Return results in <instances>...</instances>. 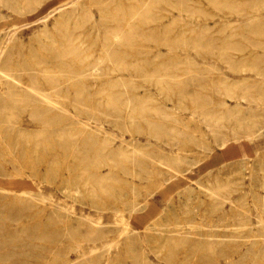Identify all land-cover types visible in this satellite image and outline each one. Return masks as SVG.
Returning <instances> with one entry per match:
<instances>
[{"label": "rangeland", "instance_id": "1", "mask_svg": "<svg viewBox=\"0 0 264 264\" xmlns=\"http://www.w3.org/2000/svg\"><path fill=\"white\" fill-rule=\"evenodd\" d=\"M73 1L0 2V44L4 47L0 70H7V65L21 67L41 62L53 70L55 75L65 74L79 62L71 54L64 56L60 50L63 48L64 32L72 34H67L71 45L73 40L79 37L81 41L75 40V43H79L80 50L89 52L91 60L95 59L94 55L101 52V43L107 39L104 34L107 25L103 23V18L108 17L117 5L127 12L128 5L135 0H75L77 3ZM145 1L146 8L150 6L158 16L155 20L160 21L158 24L161 23L157 28L147 27L145 31H152L158 38L153 41L148 38L141 40V37L137 36V42H144L141 47L144 46V50L149 52L125 58L128 62L140 63L142 69H132L123 74L117 71L114 74L108 73L99 69L98 73L89 79L92 83L89 82L86 89L69 87L55 96L58 100V103H55L56 112L50 111L40 117L37 114L36 121L34 117H29L32 107L13 108L15 113L11 110L15 117L11 116L10 121L22 124L32 134H37L41 124L45 125L41 121L47 120V137L64 134L66 141L82 142L84 136H91V140L97 142H88L87 147L83 148L89 150L93 157L95 149L103 148L104 141H107L104 144L107 145L104 152L109 149L110 157L109 164L101 168L102 174L107 178L104 190L94 185L93 188L90 184L89 188L83 189L81 186L80 191H73L68 195L58 191L56 183L38 178L31 185H34L33 188L38 192L52 195L48 202L39 199H25L19 202L16 199L17 193L13 194L14 198L6 200L7 197L1 196V193L0 264H36L38 261L43 264H57L65 258L66 264H264V0H231V3L230 0ZM98 2L103 5L99 6ZM63 4L64 11L60 9ZM120 15L122 16V11ZM66 22L69 25H66ZM77 25L78 28H75ZM67 26L68 29L65 30ZM85 30L89 31V35ZM108 30L107 33L111 35ZM140 30L141 28L137 30L138 33ZM82 38L86 41H82ZM119 39L117 37V42ZM172 39H175L177 44ZM178 39L185 40H179L182 43L178 44ZM197 44L202 50L196 48ZM64 57L66 58L63 59ZM95 78H99L101 82ZM3 81L1 78L0 123L7 121L6 115L10 113V110H3L5 105H15L13 100H8L10 96ZM101 89H104L105 93L102 94ZM111 94L114 99H120L119 103L123 107L121 115L113 109L115 102L111 103ZM242 96H246L245 99ZM17 104L22 105L20 102ZM155 109L159 111L158 114ZM90 112L95 113V116ZM99 114L101 116H98ZM249 133L251 136L247 138ZM223 140H226L224 145ZM117 152L120 155H117ZM93 157L87 161L91 162ZM66 173L69 175L68 171ZM8 183V176L0 174V189L7 187ZM132 189L137 192L132 194ZM215 190L219 195L212 194ZM28 196L27 194L26 197ZM135 198L137 209L125 210L122 219H115L113 208L123 207V202ZM218 201L223 203L219 204ZM103 206L106 208L101 210ZM52 208L64 215L63 221H58V216L53 213ZM91 220H95L94 224L105 231L112 230L108 234L113 235L114 242H109L111 239L107 237L108 243H103L106 241L104 239L95 242L85 240L83 249L76 246L69 231L77 229V232L84 236L88 230L86 223ZM30 222L35 223L32 225ZM174 225L181 230L168 231L173 229ZM48 232L53 234L51 239L46 235ZM208 241L209 244L213 242L211 246L206 244ZM210 247L212 251L208 250Z\"/></svg>", "mask_w": 264, "mask_h": 264}, {"label": "bare ground", "instance_id": "2", "mask_svg": "<svg viewBox=\"0 0 264 264\" xmlns=\"http://www.w3.org/2000/svg\"><path fill=\"white\" fill-rule=\"evenodd\" d=\"M118 1V0H117ZM211 1V0H210ZM216 1V0H215ZM219 1V0H217ZM216 1V2H217ZM229 1V0H226ZM247 1V0H246ZM0 2H4V0H0ZM75 2V0L73 1ZM79 2V1H78ZM83 2V1H81ZM123 2V1H122ZM146 2L145 0H135L134 3H131L129 6V9L127 10V12H125V9L122 10L120 6H116L113 10L110 11V13L108 14V17H104L103 18V23H106V33H104L106 35V41L102 44V48H101V52L98 55H94V57H96L95 59L91 60L90 58V54L89 52H85L84 50H80L79 47V43L76 44L75 42L79 40L78 39L74 41L73 45H71L70 41L68 42V36H72V34H69L68 32H62L61 34L63 35V42H62V46L63 48L60 50L62 51V53L67 55L71 54L76 60L77 65H74L73 67H70L68 69V71L63 74V75H55L54 73H52V71L49 69V67H46L45 65H42L41 62H33L32 65H26V66H21V67H13L11 65H7V70L6 69H2L0 70L2 72V74H0V79L2 78L3 84L6 85L7 87V91L9 93L10 98L8 100H13V106L10 105H5L6 107L3 108V110L5 111V109H7L8 111L10 110V113L7 114V121H3L0 123V174H5L8 176L9 179V183L7 187H4L3 189H0V194L2 193L1 196L7 197L6 200L8 199H12L13 194L17 193V200L19 202H23L25 199L26 200H32V199H39L43 202H46L47 200L51 199V196H47L44 192L41 191H36L33 186L31 184H33L34 180H49L50 182H54L57 184L58 186V191L60 192H64L66 194H71V192H77L80 191L79 188L82 186L83 189L84 187H88V185L92 184V186H97L100 189L105 188V175L102 174V170L101 168L104 165H108L109 164V157H110V153L108 152L109 149H107V152L105 153L104 150L105 148H107V145L105 146L104 144H106V142L104 141L103 143V148L101 147V149H95V157L91 156L89 153V150H86L83 148V146L87 147L88 142H97V140H91V136H84V139L82 140V142H78L77 140L74 141H66L63 138L64 134H59V136H55V137H47V135L45 134L46 132V123H48L49 121L47 120H43L41 121V123H45L41 124L40 126V130H38L37 134H32L29 133V131H27L22 124H18L16 121H10L11 116H13L12 111L14 110L13 108L16 107H22L23 109H26L27 107H32V110L30 112L29 117H36L37 118V114L40 116H45L48 112L50 111H55L56 112V105L55 103H58V100L55 96H57L58 94H60V92L64 91L66 88L68 89L69 87H78L80 89L83 88H87L89 86V82H91L89 79L96 75L98 73L97 70H105L108 73H113L114 72H118L123 74L125 71H131L133 69V71L140 69L141 64H137V63H133V62H128L126 61V57L127 56H137V55H142L144 53H147L149 51H145L144 50V46L141 47V45H144V42H137L136 37H141L140 39H150V40H157L158 35L154 34L152 31L148 32L145 31L147 29V27L149 28H157L156 26H158V22L160 21H156L155 19L158 17L155 12L153 11V9H150L149 7L146 8ZM196 2V1H195ZM225 2V1H224ZM231 3V0L229 1ZM69 3V2H67ZM77 3V2H75ZM97 3V2H96ZM111 3V2H110ZM148 3V2H147ZM214 3V1H213ZM212 3V4H213ZM220 3V2H218ZM251 3V2H250ZM25 4V3H24ZM189 4V3H188ZM217 4V3H214ZM223 4V3H222ZM234 4V3H233ZM241 4V3H239ZM71 5V4H70ZM72 5H74L72 3ZM98 5L102 6L103 4L101 2H98ZM153 5V4H152ZM192 5V4H191ZM79 6V4H78ZM148 6V5H147ZM210 6V5H209ZM221 4L219 5L220 8ZM223 6V5H222ZM226 6V5H225ZM235 6V5H234ZM64 7V4L60 7V9L62 10ZM114 7V6H113ZM118 7V9H116ZM125 7V6H124ZM127 7V6H126ZM233 7V6H232ZM146 8V9H145ZM177 8V7H176ZM217 7V9H219ZM231 8V7H230ZM227 8V9H230ZM244 8V7H243ZM247 8V7H246ZM264 8V7H263ZM76 9V8H75ZM103 8H101L102 10ZM221 9V8H220ZM224 9V8H223ZM226 9V8H225ZM224 9V10H225ZM232 9V8H231ZM238 9V8H235ZM178 10V9H177ZM201 10H203V8H201ZM64 11V9H63ZM122 11V16L120 15V12ZM73 12V11H72ZM208 12V11H207ZM231 12V11H230ZM76 14V12H74ZM73 13V14H74ZM107 13V12H106ZM104 13V15L106 14ZM180 13V12H179ZM223 13V12H222ZM236 13V12H234ZM71 13V15H73ZM240 15V14H239ZM238 15V16H239ZM181 16V15H180ZM73 17V16H72ZM80 17V16H79ZM169 17V16H168ZM203 17V16H202ZM215 17V16H214ZM69 18V17H68ZM105 18H107V20L105 21ZM190 18V17H189ZM60 19V18H59ZM71 19V18H70ZM75 19V16H74ZM87 19V18H85ZM173 19V18H172ZM161 20V18H160ZM165 20V19H164ZM163 20V21H164ZM213 20V19H212ZM256 20V19H255ZM61 21V19L59 20V22ZM65 21V20H64ZM67 21V20H66ZM71 20H69L70 22ZM207 21V20H206ZM72 22V21H71ZM86 22V21H85ZM97 22V21H96ZM255 22V21H254ZM88 23V22H87ZM99 23V22H97ZM101 23V21H100ZM99 23V24H100ZM164 23V22H162ZM256 23V22H255ZM62 24V23H61ZM73 24V23H72ZM78 24V23H77ZM91 24V23H89ZM66 25H69L66 22ZM85 25V24H83ZM82 25V27H84ZM88 25V24H87ZM97 25V24H96ZM104 25V24H102ZM104 25V26H105ZM62 26V25H61ZM64 26V25H63ZM62 26V27H63ZM80 26V25H79ZM90 26V25H89ZM94 26V25H93ZM101 26V25H100ZM161 26V25H160ZM173 26V25H172ZM192 26V25H190ZM86 27V26H85ZM181 27V26H180ZM71 28V27H70ZM73 28V26H72ZM71 28V29H72ZM78 28V25L77 27ZM80 28V27H79ZM91 28V27H90ZM101 28V27H99ZM110 28V29H109ZM141 28L140 33H138V29ZM174 28V27H173ZM188 28V27H187ZM252 31H254V27L252 26ZM54 29V28H53ZM68 29V26L65 28V30ZM70 29V30H71ZM94 29V28H93ZM96 29L98 30V28L96 27ZM95 29V30H96ZM104 29V28H103ZM104 29V30H105ZM111 31V35H109L107 33V30ZM175 29V28H174ZM197 29V28H196ZM205 29V28H204ZM234 29V28H233ZM245 29V28H244ZM55 30V29H54ZM60 30V29H59ZM69 30V31H70ZM77 30V29H76ZM79 30V29H78ZM83 30V29H81ZM87 30V29H86ZM85 30V31H86ZM96 30V31H97ZM101 30V29H99ZM108 30V31H109ZM183 30V28H182ZM247 30V29H246ZM68 31V30H67ZM75 31V30H74ZM93 31V30H92ZM169 31V30H168ZM191 31V30H189ZM218 31V30H217ZM232 31V30H231ZM15 32V31H14ZM13 32V33H14ZM79 32V31H78ZM81 32V31H80ZM83 32V31H82ZM101 32V31H100ZM163 32V31H162ZM236 32V31H235ZM12 33V32H11ZM72 33V32H71ZM77 33V32H75ZM86 33H88L87 35H89V31ZM85 33V34H86ZM95 33V31H94ZM103 33V32H102ZM165 35V32H163ZM162 33V34H163ZM200 33V32H199ZM238 33V32H237ZM54 34V33H53ZM93 34V33H92ZM13 35V34H10ZM55 35V34H54ZM96 35V34H95ZM200 35V34H199ZM205 35V34H204ZM43 36V35H42ZM80 36V35H79ZM101 36V35H100ZM157 36V37H156ZM160 36V35H159ZM174 36V35H173ZM177 36V35H176ZM196 36V35H195ZM52 37V35H51ZM56 36H54L55 38ZM76 37V35H75ZM82 37V36H81ZM117 37L120 38L119 41L117 42ZM180 37V36H179ZM12 38V37H11ZM53 38V37H52ZM57 38V37H56ZM65 38V39H64ZM70 38V37H69ZM72 38V37H71ZM70 38V39H71ZM74 38V37H73ZM87 39V37H85ZM90 39V37H88ZM92 38V37H91ZM95 38V37H94ZM94 38H93V42H94ZM97 38V37H96ZM155 38V39H153ZM163 38V37H162ZM172 38V37H171ZM182 38V37H180ZM187 38V37H185ZM195 38V37H194ZM62 39V38H61ZM60 39V40H61ZM69 39V40H70ZM200 39V38H199ZM11 40V39H10ZM165 40V39H164ZM173 40V39H172ZM175 40V39H174ZM173 40V41H174ZM178 39V44L180 43ZM185 40V39H182ZM181 40V41H182ZM189 40V39H188ZM198 40V39H196ZM201 40V39H200ZM255 40V39H254ZM6 41V40H4ZM53 41V39H52ZM58 41V40H57ZM67 41V43H66ZM81 41V39L79 40ZM82 41L83 38H82ZM86 41V40H85ZM84 41V42H85ZM100 41V40H99ZM98 41V43H99ZM170 41V40H169ZM191 41V40H190ZM194 41V40H193ZM209 41V40H207ZM206 41V42H207ZM231 41V40H230ZM257 41V40H256ZM9 42V41H8ZM7 42V43H8ZM83 42V43H84ZM156 42V41H155ZM163 42V41H162ZM184 42V41H183ZM187 42V41H186ZM195 42V41H194ZM193 42V43H194ZM6 43V44H7ZM59 43V41H58ZM89 43V42H88ZM151 43V42H150ZM153 43V42H152ZM160 43V42H159ZM167 43V42H166ZM165 43V44H166ZM176 43V40H175ZM182 43V42H181ZM180 43V44H181ZM189 43V42H187ZM192 43V44H193ZM197 43V42H196ZM195 43V44H196ZM209 45L210 42H208ZM213 43V42H211ZM55 44V43H54ZM60 44V43H59ZM58 44V45H59ZM154 44V43H153ZM177 44V43H176ZM184 44V43H183ZM199 44V43H198ZM197 44L196 48L199 47V45ZM57 45V47H58ZM83 45V44H82ZM87 46H89L88 44H86ZM96 45V44H95ZM98 45V44H97ZM168 45V44H166ZM165 45V46H166ZM185 45V44H184ZM222 45V44H221ZM9 46V45H8ZM43 46H45L43 44ZM169 46V45H168ZM212 46V45H211ZM6 47V46H5ZM97 47V46H96ZM137 47H139L137 49ZM141 47V48H140ZM209 48V46H207ZM122 48V49H121ZM173 48V47H172ZM175 48V47H174ZM177 48V47H176ZM175 48V49H176ZM187 48V47H186ZM201 49V47H199ZM206 48V49H208ZM234 48V47H231ZM42 49V48H41ZM49 49V48H48ZM84 49V47H83ZM171 49V48H169ZM258 49V48H257ZM94 50L96 51V48L94 47ZM174 50V49H173ZM173 50H169V51H173ZM202 50V49H201ZM205 50V49H204ZM210 50V48H209ZM52 51V50H51ZM57 51V50H56ZM88 51V50H87ZM92 51V50H91ZM90 51V53H91ZM93 51L95 54L96 52ZM98 51H100L98 49ZM153 51V50H151ZM150 51V52H151ZM225 52H227V50H224ZM264 51V50H263ZM4 52V47L3 44H0V58L2 57V54ZM41 52V51H40ZM43 52V51H42ZM175 52V51H173ZM177 52V51H176ZM216 52V51H215ZM231 52V51H229ZM256 52V51H254ZM15 53V52H14ZM18 53V52H17ZM24 53V52H23ZM39 53V51H38ZM58 53V52H57ZM180 53V52H179ZM201 53V52H200ZM203 53V52H202ZM208 53V50L207 52ZM205 53V55H206ZM209 53L211 54V52L209 51ZM252 53V52H251ZM16 54V53H15ZM25 54V53H24ZM46 55V53H44ZM43 54V55H44ZM168 54V53H167ZM171 54V53H170ZM169 54V55H170ZM186 54V53H185ZM28 56V54H26ZM16 56V55H15ZM41 56V55H40ZM58 56V55H57ZM144 56V55H143ZM17 57V56H16ZM26 57V56H25ZM29 57V56H28ZM45 57V56H44ZM60 57V56H59ZM58 57V58H59ZM63 57V56H62ZM71 57V56H70ZM141 57V56H140ZM219 57V56H218ZM27 58V57H26ZM66 57H64L63 59H65ZM90 58V59H89ZM128 58V57H127ZM28 59V58H27ZM60 59V58H59ZM131 59V58H130ZM138 59V58H137ZM140 59V58H139ZM57 60V59H56ZM75 60V61H76ZM50 61V60H49ZM132 61V60H131ZM15 62V61H14ZM64 62V61H63ZM21 63V62H20ZM30 63V62H29ZM105 64L102 65L101 64ZM112 63V64H111ZM34 64V65H33ZM69 64V63H68ZM165 64V63H164ZM50 65V64H49ZM65 65V64H64ZM67 65V62H66ZM70 66V64H69ZM263 66V65H262ZM146 67V66H145ZM156 67V66H155ZM187 67V66H185ZM204 67V66H203ZM3 68V66H2ZM66 69V67H65ZM64 69V71H66ZM142 69V68H141ZM63 70V69H62ZM61 70V72H62ZM174 70V69H173ZM60 71V70H59ZM63 71V72H64ZM139 71V70H138ZM196 72V71H195ZM151 74V72H150ZM181 74V73H180ZM109 76V75H108ZM105 76H102V78ZM189 77V76H188ZM101 78V77H100ZM130 78V77H129ZM186 78V77H185ZM99 79V78H95ZM112 79V78H110ZM119 79V78H118ZM166 79V78H165ZM168 79V78H167ZM170 79V78H169ZM108 80V79H107ZM173 80V79H172ZM100 81V79H99ZM97 81V83L99 82ZM133 81V80H132ZM162 81V80H161ZM101 82V81H100ZM110 82V81H109ZM92 83V82H91ZM116 83V82H115ZM124 83V82H123ZM153 83V82H152ZM100 84V83H99ZM3 85V86H4ZM106 85V83H105ZM114 86V85H113ZM112 86V87H113ZM138 86V85H137ZM136 86V87H137ZM164 86V85H163ZM98 87V86H96ZM95 87V88H96ZM153 87V86H152ZM5 88V87H4ZM102 88V87H100ZM99 88V89H100ZM115 88V87H114ZM230 88V87H228ZM66 89V90H67ZM77 89V88H76ZM118 89V88H117ZM129 89V88H128ZM223 89V88H222ZM75 90V89H74ZM78 90V89H77ZM110 90V89H109ZM116 90V89H115ZM224 90V89H223ZM227 90V89H226ZM134 91V90H133ZM236 91V90H235ZM78 92V91H77ZM229 91H227L228 93ZM259 92V91H258ZM101 93H105L104 89H101ZM226 93V94H227ZM231 93V92H230ZM75 94V93H73ZM77 94V93H76ZM99 94H100V90H99ZM130 94V93H129ZM79 95V94H78ZM82 95V94H81ZM97 95V94H96ZM112 95V94H111ZM110 95V96H111ZM204 95V94H203ZM71 96V95H70ZM100 96V95H99ZM105 96V95H104ZM153 96V95H152ZM255 96V95H254ZM77 97V96H76ZM80 97V95H79ZM101 97V96H100ZM103 97V96H102ZM106 97V96H105ZM113 98V95L111 96ZM146 97V96H145ZM246 96H242V98L245 99ZM73 98V97H72ZM71 98V99H72ZM78 98V97H77ZM98 98V97H97ZM104 98V97H103ZM107 98V97H106ZM131 98V97H129ZM137 98V97H136ZM70 99V98H69ZM80 99V98H79ZM100 99V98H98ZM97 99V100H98ZM238 99V98H237ZM259 99V98H258ZM92 100V98H91ZM118 98L115 97V99L113 98V101L115 102V106L113 107L114 110H117L118 113L121 115L122 112V106L121 103H119ZM125 100V99H124ZM253 100V99H252ZM59 101H61L59 99ZM95 101V100H94ZM99 101V100H98ZM102 101V100H101ZM106 101V100H105ZM240 101V99H239ZM17 102L22 103L21 106H17ZM66 102V101H64ZM96 102V101H95ZM100 102V101H99ZM104 102V100H103ZM12 103V102H11ZM68 103V102H67ZM91 103V102H90ZM107 103V102H106ZM110 103V101H109ZM249 103V102H248ZM17 104V105H16ZM63 104V103H62ZM101 104V102H100ZM114 104V103H113ZM112 104V105H113ZM12 105V104H11ZM79 105V104H78ZM150 105V104H149ZM58 106V105H57ZM74 106V105H73ZM96 106V105H95ZM110 106V105H109ZM70 107V106H68ZM77 107V106H76ZM82 107V106H81ZM89 107V105H88ZM189 107V106H188ZM64 108V107H63ZM74 108V107H73ZM91 108V107H90ZM100 108H102V106H100ZM164 108V107H163ZM65 109V108H64ZM84 109V108H83ZM82 109V110H83ZM192 109V108H191ZM194 109V108H193ZM262 109V108H261ZM6 110V112H8ZM12 110V111H11ZM68 110V109H67ZM93 110V109H91ZM95 110V109H94ZM93 110V111H94ZM102 110V109H101ZM104 110V109H103ZM142 111L145 110L141 109ZM196 110V109H195ZM97 111V110H95ZM94 111V112H95ZM15 113V111H13ZM59 113V111H57ZM77 112V111H76ZM85 112V111H84ZM128 112V111H127ZM155 112L158 114L159 111L155 109ZM193 112V111H192ZM68 113V112H67ZM100 113V112H99ZM102 113V112H101ZM100 113V114H101ZM105 113V112H104ZM66 115V113H63ZM70 114V111H69ZM90 114H92L90 112ZM95 113H93L92 115H94ZM98 116H101V115ZM107 114V113H106ZM105 114V115H106ZM152 114V113H151ZM242 114V113H241ZM28 115V114H27ZM128 115V114H127ZM24 116V115H23ZM62 117V115H60ZM75 116V115H74ZM95 116V115H94ZM107 117V115H106ZM131 117V116H130ZM222 117V116H221ZM26 118V117H24ZM36 118L34 119L36 121ZM55 118V117H54ZM53 118V119H54ZM72 118V117H71ZM70 118V120H71ZM98 118V117H97ZM132 118V117H131ZM134 118V117H133ZM223 118V117H222ZM15 119V118H13ZM31 119V118H30ZM46 119V118H44ZM57 119V118H56ZM60 119V118H59ZM107 119V118H106ZM141 119V118H140ZM22 120V119H21ZM20 120V121H21ZM38 120V119H37ZM55 120V119H54ZM53 120V122H54ZM122 120V119H121ZM232 120V119H231ZM72 121V120H71ZM76 121V120H75ZM123 121V120H122ZM28 122V121H27ZM34 122V121H33ZM52 122V121H51ZM25 123V122H23ZM105 123V122H104ZM122 123V122H121ZM216 123H219L216 121ZM32 124V122H31ZM36 124V123H35ZM53 124V123H52ZM237 124V123H236ZM40 125V124H39ZM48 125V124H47ZM59 125V124H58ZM79 125V124H78ZM82 125V123H81ZM221 125V124H219ZM84 125H82L83 127ZM61 127V126H60ZM130 127V126H129ZM237 127V126H236ZM135 128V127H134ZM264 128V127H263ZM86 129V128H85ZM101 129V128H100ZM51 130V129H50ZM87 130V129H86ZM237 130V129H236ZM44 131V132H41ZM79 132V129L77 130ZM83 131V129H82ZM85 131V130H84ZM83 131V132H84ZM91 131V130H90ZM89 131V132H90ZM124 131V130H123ZM238 131V130H237ZM248 131V130H247ZM50 132V131H49ZM77 133V132H76ZM81 133V132H80ZM236 133V132H235ZM84 134V133H83ZM88 134V132H87ZM216 134V133H215ZM244 133H242V136ZM251 133L247 134L246 137L249 138L251 135ZM51 135V134H49ZM85 135V134H84ZM261 135V134H260ZM94 136V134H93ZM73 137V136H72ZM111 137V136H110ZM116 137V136H115ZM154 137V136H153ZM194 137V136H193ZM215 137V136H214ZM226 137V136H225ZM238 137V136H236ZM241 137V136H240ZM159 138V137H158ZM227 138V137H226ZM225 138V139H226ZM245 138V137H244ZM230 139V138H227ZM236 139V138H235ZM107 140V139H104ZM228 141V140H227ZM226 143V140L222 141V145H224ZM92 144V143H91ZM94 144V143H93ZM98 144V143H96ZM123 144V142H122ZM140 144V143H139ZM152 144V143H151ZM164 144V143H163ZM228 144V143H227ZM102 145V143H101ZM110 145H112L110 143ZM109 145V146H110ZM80 146H82V148L80 149ZM108 146V147H109ZM180 146V145H179ZM111 147V146H110ZM125 147V146H124ZM170 147V146H169ZM97 148V146H96ZM122 148V147H121ZM182 148V147H181ZM119 150V148H118ZM122 151V149L120 150ZM160 152V151H159ZM118 153V152H117ZM164 153V152H163ZM212 153V152H211ZM122 154V153H121ZM124 154V153H123ZM122 154V155H123ZM93 155V154H92ZM117 155H120L119 153ZM170 156V155H169ZM91 157H93V160L91 162H88L87 160H89ZM100 157V158H99ZM156 157V156H155ZM159 157V156H158ZM156 160H158L156 158ZM153 162H155L154 160H152ZM161 163H163L162 160H159ZM172 162V161H171ZM179 162V161H178ZM125 163V162H124ZM128 163V162H127ZM165 163V162H164ZM169 163V162H168ZM167 163V165H168ZM177 163V162H176ZM166 164V163H165ZM113 165V164H112ZM155 165V164H154ZM159 166H161L160 164H158ZM117 166V165H116ZM113 166V167H116ZM169 166V165H168ZM172 167V166H171ZM188 167V166H187ZM121 168V167H120ZM159 168V167H158ZM173 168V167H172ZM110 169V168H109ZM171 169V168H170ZM174 169V168H173ZM172 169V170H173ZM66 171H68L69 175H66ZM109 171V170H108ZM157 172V171H156ZM110 173V172H109ZM155 173V172H154ZM162 174V173H161ZM158 176V175H157ZM108 177V176H107ZM134 178V177H133ZM107 179V178H106ZM109 179V178H108ZM262 180V179H261ZM126 181V180H125ZM144 182V181H143ZM31 185V186H30ZM37 185V184H36ZM93 186V188H94ZM96 187V188H97ZM115 187V186H114ZM118 187V185L116 186ZM206 187V186H205ZM89 188V187H88ZM124 188V187H123ZM16 189V191H15ZM92 189V188H91ZM138 189V188H137ZM218 189V188H217ZM226 189V188H225ZM232 189V188H231ZM104 190V189H103ZM204 190V189H203ZM220 192V189H218ZM224 192V188L222 189ZM12 191H15L12 193ZM88 191V190H87ZM93 191V190H92ZM98 191V190H97ZM102 191V190H100ZM108 191V190H107ZM236 191V190H235ZM85 192V191H84ZM90 192V191H89ZM99 192V191H98ZM132 194H135V189H132ZM226 192V191H225ZM95 193V192H94ZM211 193V192H210ZM221 193V192H220ZM27 194L29 195L28 197ZM83 194V193H82ZM90 194V193H89ZM100 194V193H98ZM104 194V193H103ZM212 194L214 195H219L218 191H212ZM226 194V193H225ZM230 194V193H229ZM92 195V193H91ZM94 195V194H93ZM214 195V196H215ZM101 196V194H100ZM105 196V195H104ZM232 196V195H231ZM73 197V196H72ZM212 197V195H211ZM226 197V196H225ZM102 198V197H101ZM109 198V197H108ZM219 198V197H217ZM216 198V199H217ZM87 199V197L85 198V200ZM104 199V198H103ZM102 199V201H103ZM113 199V198H112ZM220 199V198H219ZM227 199V197H226ZM225 199V200H226ZM16 200V201H17ZM105 200V199H104ZM221 200V199H220ZM224 200V202H226ZM264 200V199H263ZM101 201V202H102ZM172 201V200H170ZM213 201V199H212ZM230 201V200H229ZM232 201V200H231ZM48 202V201H47ZM87 202V201H86ZM90 202V201H89ZM100 202V203H101ZM105 202V201H103ZM117 202V201H116ZM215 202V201H214ZM219 204H222L223 202L218 201ZM242 202V201H241ZM39 203V202H38ZM51 203V202H50ZM49 203V204H50ZM120 203V202H119ZM243 203V202H242ZM264 203V201H263ZM18 204V203H17ZM41 204V203H40ZM46 204V203H45ZM72 204V203H71ZM90 204V203H89ZM105 204V203H104ZM122 204V203H120ZM139 204V203H138ZM218 204V206H219ZM245 204V203H244ZM258 203H256L257 205ZM260 204V203H259ZM19 205V204H18ZM53 205V204H52ZM51 205V206H52ZM88 205V203H87ZM46 206V205H45ZM72 206V205H71ZM108 206V205H107ZM123 207H112L113 208V214L115 219H119V217L122 219L124 216L123 214H125L126 212H124L125 210H129L132 211L134 209H137L135 207L136 206V198L130 201H125L123 202ZM139 206V205H138ZM217 206V205H215ZM50 207V206H49ZM53 207V206H52ZM111 207V205H110ZM221 207V205H220ZM224 207V206H222ZM70 208V206H69ZM106 206L101 207L100 209L103 210L105 209ZM108 209V208H107ZM210 209V208H209ZM217 209V208H216ZM38 210V209H37ZM45 210V209H42ZM72 210V209H71ZM218 210V209H217ZM36 211V209H35ZM53 213L57 214L58 216V221H63V219L65 218L64 215L57 210H53ZM216 211V210H215ZM261 211V209H260ZM33 212V211H32ZM46 212V211H45ZM203 212V211H202ZM257 212V211H256ZM262 212V211H261ZM47 213V212H46ZM45 213V214H46ZM133 213V212H132ZM171 213V212H170ZM2 214V212H1ZM32 214V213H31ZM34 214V213H33ZM43 214V213H42ZM41 214V215H42ZM235 214V213H234ZM241 214V213H240ZM246 214V213H245ZM263 214V213H262ZM11 215V214H10ZM85 215V214H84ZM134 215V214H133ZM202 215V214H201ZM204 215V214H203ZM238 215V214H237ZM46 216V215H45ZM128 216V215H125ZM215 216V215H214ZM247 216V215H246ZM261 216V215H260ZM41 217V216H40ZM50 217V216H49ZM54 217V215H53ZM76 217V215H75ZM134 217V216H133ZM138 217V216H137ZM263 217V216H262ZM44 218V216H43ZM74 218V217H73ZM86 218V217H85ZM210 218V217H209ZM212 218V217H211ZM214 218V217H213ZM223 218V217H222ZM228 218V217H227ZM36 219V218H35ZM41 219V218H40ZM49 218H47L48 220ZM83 219V218H82ZM100 219V218H99ZM126 219V218H125ZM139 219V218H138ZM243 219V218H242ZM45 220V219H44ZM86 220V219H85ZM97 220V219H95ZM94 220V221H95ZM233 220V219H232ZM240 220V219H239ZM258 220V219H257ZM256 220V221H257ZM261 220H263L261 218ZM40 221V220H39ZM43 222V219L41 220ZM52 221V220H51ZM70 221V219H69ZM93 220H91L90 223H86V225L88 226V230H87V234L86 235H80L76 230H70L69 233L71 234L72 238L75 240L76 242V246L78 245L81 246V248L83 249L84 247H82V244H84L83 241L85 240H93L94 242L97 240H106L107 237H110L111 240H109V242L113 241V235L111 234V236L108 234L109 231L111 232L112 230L109 231H105L104 229L99 228L98 226H96ZM117 221V220H116ZM202 221V220H201ZM228 221V220H227ZM226 221V222H227ZM241 221V220H240ZM32 222V221H31ZM30 222V223H31ZM71 222V221H70ZM69 222V223H70ZM206 222V221H205ZM229 222V221H228ZM263 222V221H262ZM35 223V222H34ZM33 223V224H34ZM83 223V222H82ZM133 223V222H132ZM162 223V221H161ZM173 223V222H172ZM175 223V222H174ZM187 223V222H186ZM24 224V222H23ZM32 224V223H31ZM32 224V225H33ZM101 224V223H100ZM122 225H124L123 223H121ZM120 224V225H121ZM149 224V223H148ZM147 224V225H148ZM169 224V223H168ZM179 224V223H178ZM201 224V222H200ZM211 224V223H210ZM224 224V223H223ZM231 224V223H230ZM45 225V223H44ZM136 224H134L135 226ZM146 225V226H147ZM203 225V224H202ZM206 225V224H205ZM221 225V224H220ZM232 225V224H231ZM260 225V224H259ZM42 226V225H41ZM46 226V225H45ZM68 226V225H66ZM73 226V225H72ZM105 226V225H104ZM112 226V225H111ZM118 226V225H117ZM154 226V225H153ZM158 226V225H156ZM183 226V225H182ZM61 227V226H60ZM102 227V226H101ZM186 227V226H185ZM190 227V226H189ZM259 227V226H258ZM43 228V227H42ZM57 228V227H56ZM59 228V226H58ZM71 228V227H69ZM82 229L84 228L83 226L81 227ZM122 228V227H121ZM131 228V227H130ZM160 228V227H159ZM172 228V227H171ZM187 228V227H186ZM239 228V227H238ZM35 229V228H34ZM146 229V227H145ZM164 229V228H163ZM184 229V228H183ZM192 229V228H191ZM206 228H204L205 230ZM220 229V228H219ZM218 229V230H219ZM263 229V228H262ZM160 230V229H159ZM158 230V231H159ZM179 231L181 229H179V227H177V225H174L173 229H169L168 231ZM194 230V228L192 229ZM200 230V229H199ZM211 230V229H210ZM213 230V228H212ZM215 230V229H214ZM247 230V229H246ZM130 231V229H129ZM177 231V232H178ZM34 232V231H33ZM154 232V231H153ZM192 232V231H191ZM82 233V232H81ZM141 233V232H140ZM166 233V232H165ZM168 233V232H167ZM43 234V233H42ZM173 234V233H172ZM177 234V233H176ZM50 239L52 238V232H48L46 234ZM56 235V234H55ZM67 235V234H66ZM129 235V234H128ZM151 235V234H148ZM156 235V233H155ZM162 235V234H161ZM174 235V234H173ZM211 235V234H210ZM209 235V236H210ZM257 235V234H256ZM158 236V235H157ZM164 236V235H163ZM172 236V235H171ZM59 237V234H58ZM119 237V236H118ZM149 237V236H148ZM176 237V236H175ZM29 238V236H28ZM32 238V237H30ZM42 238V237H41ZM40 238V239H41ZM47 238V237H46ZM126 238V237H125ZM177 238L179 239V237L177 236ZM44 239V238H43ZM139 239V238H138ZM159 239V238H157ZM183 239V238H182ZM127 240V239H126ZM175 240V239H174ZM174 240L172 242H174ZM211 239H209L210 241ZM53 241V240H52ZM148 241V240H147ZM206 243L207 245L209 244ZM114 242V241H113ZM124 242V241H123ZM128 244V241H126ZM157 242V241H156ZM171 242V243H172ZM182 242V241H181ZM33 243V242H32ZM103 243H108V240H106ZM147 243V242H146ZM177 243V242H175ZM200 243V242H199ZM197 243V244H199ZM202 243V242H201ZM213 243V242H212ZM210 243V244H212ZM220 243V241H219ZM31 244V243H29ZM41 244V243H40ZM44 244V243H43ZM47 244V243H45ZM157 244V243H156ZM179 244V243H177ZM209 244V246H211ZM224 244V243H223ZM71 245V244H70ZM74 245V244H73ZM87 245V244H86ZM111 245V244H110ZM142 245V242H141ZM175 244H173L174 246ZM219 245V244H217ZM36 246V245H35ZM54 245H52L53 247ZM208 246V247H209ZM91 247V246H89ZM112 247V246H110ZM125 247V246H124ZM196 247V246H195ZM202 247V245H201ZM206 247V245L204 246V248ZM8 248V247H7ZM54 248V247H53ZM127 248V247H126ZM169 248V247H168ZM194 248V247H193ZM81 249V250H82ZM107 249V248H106ZM112 249V248H111ZM116 249V248H115ZM86 250V249H85ZM127 250V249H126ZM211 250V247L210 249ZM90 251V250H89ZM212 251V250H211ZM79 252V251H78ZM112 252V251H111ZM129 252V251H128ZM214 252V251H213ZM86 253V251H85ZM127 253V252H126ZM143 253V252H142ZM205 253V252H204ZM159 254V253H156ZM208 254V253H207ZM212 255V254H211ZM158 256V255H156ZM250 256V255H249ZM2 255L0 254V261L2 260ZM65 258V257H64ZM92 258V257H91ZM96 258V257H95ZM118 258V257H117ZM144 258V257H143ZM142 258V259H143ZM207 258V257H206ZM67 258H65L64 260H66ZM62 260V262L57 263V264H66V262ZM68 261V260H67ZM104 261V260H103ZM144 262V261H143ZM69 263V262H68ZM75 263V262H74ZM36 264H43L41 261H38ZM45 264H50V263H45Z\"/></svg>", "mask_w": 264, "mask_h": 264}]
</instances>
